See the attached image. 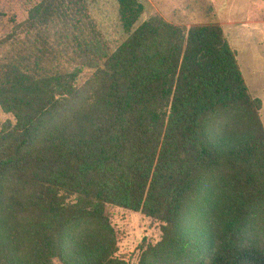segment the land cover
Returning a JSON list of instances; mask_svg holds the SVG:
<instances>
[{
  "label": "trees",
  "instance_id": "16d2710c",
  "mask_svg": "<svg viewBox=\"0 0 264 264\" xmlns=\"http://www.w3.org/2000/svg\"><path fill=\"white\" fill-rule=\"evenodd\" d=\"M115 1V46L88 0L0 38V264H132L111 208L160 224L136 264H264L262 102L222 26Z\"/></svg>",
  "mask_w": 264,
  "mask_h": 264
},
{
  "label": "rangeland",
  "instance_id": "374dc122",
  "mask_svg": "<svg viewBox=\"0 0 264 264\" xmlns=\"http://www.w3.org/2000/svg\"><path fill=\"white\" fill-rule=\"evenodd\" d=\"M41 0H0V38L10 32L12 20L22 22L28 9ZM107 38L115 46L124 35L118 23L115 0H88ZM142 21L161 15L168 22L190 27L217 23L236 51L246 85L262 102L260 118L264 125V0H142ZM84 75L79 83L85 81ZM9 116L0 110V125ZM119 238L117 256L136 264L143 241L156 244L161 239L160 224L124 209L109 210Z\"/></svg>",
  "mask_w": 264,
  "mask_h": 264
}]
</instances>
